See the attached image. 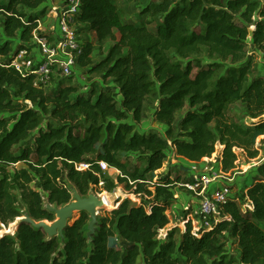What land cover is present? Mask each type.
<instances>
[{
    "label": "trees",
    "instance_id": "16d2710c",
    "mask_svg": "<svg viewBox=\"0 0 264 264\" xmlns=\"http://www.w3.org/2000/svg\"><path fill=\"white\" fill-rule=\"evenodd\" d=\"M49 8L50 0H0V234L23 216L54 222L53 209L69 205L76 195L87 199L101 183V198L131 179L137 194L153 199L148 207L118 197L104 201L101 208L111 210L109 218L97 216L89 232L93 219L82 212L63 228L60 240L21 222L14 236L0 238V264H264L263 181L239 197L250 200L253 211L243 213L229 198L223 204L229 219L212 230L195 237L188 222L178 238L174 229L160 240L159 231L170 227L167 212L177 201L179 178L160 177L152 184L146 178L163 168L172 148L201 163L218 158L219 142L226 173L236 168L235 148L251 159L258 156L255 144L264 139V120L247 126L228 112L240 103L250 119L264 116V76L251 79L254 54L248 52L252 46L264 58V0H151L141 24L124 22L116 0H81L77 24L96 34L100 48L114 42L96 64L95 45L85 43L79 66L116 86L94 85L88 96L64 79L49 92L35 85L36 76L22 75L12 65L22 50L33 49ZM152 95L155 119L168 128L170 140L137 129ZM183 110L176 132V115ZM127 153L146 161L143 173L131 172L122 161ZM101 162L121 172L117 183ZM20 163L26 168H16ZM81 164L89 168L78 170ZM254 171L264 177V164ZM230 240L237 245V259L228 250Z\"/></svg>",
    "mask_w": 264,
    "mask_h": 264
},
{
    "label": "rangeland",
    "instance_id": "374dc122",
    "mask_svg": "<svg viewBox=\"0 0 264 264\" xmlns=\"http://www.w3.org/2000/svg\"><path fill=\"white\" fill-rule=\"evenodd\" d=\"M3 1V0H2ZM55 4L60 5L62 0H52ZM116 0V4L118 6V10L120 11L121 14V18L124 22L126 23H133V24H141L143 23L145 20L148 19L147 15H143V8L151 1V0ZM160 1V0H158ZM1 18H0V29L2 27V22H1ZM42 26H43V31L40 32V34L42 33H47L50 31V26L52 23V20L49 19L48 17L43 18L42 19ZM78 30H79V36L80 38H82L83 41L87 42H92L95 46L93 47V54L91 55L92 60H93V64H96L97 62H99L100 60H102L104 58V54L109 50V48L114 44L113 41L108 40L106 42H104L102 48H100V46L96 45L97 44V36L94 32H91L88 30L86 25H78ZM153 26H150V29H153ZM201 28H197V31H200ZM254 30V27L251 26L249 28V32L250 34H252ZM43 35H48L52 37V40H56V34H43ZM116 36L117 38H119V33L116 32ZM33 47V49L31 50V55L35 56L37 55L38 49L36 47L35 44L31 43ZM102 49V51H101ZM248 52H250V54H254V61H253V74L251 75V79L252 78H256L258 76H264V58H263V54L258 51L256 48L254 47H249L248 48ZM43 60L42 57L39 56V62H41ZM203 61L206 62L205 59H203ZM227 65V64H225ZM224 68V66L221 67ZM89 68H81L78 64V66L76 67L75 70V75L69 78H60L57 83H59L60 81L67 80L66 84H69L71 86H77L79 93H84L86 96H88V92L90 91V89L96 85L98 88L101 86H103L104 88L107 89H116L115 84L113 83V81L111 79H107L105 80L103 78L102 75L98 74V73H89L88 70ZM199 69L195 70V74L198 72ZM220 71V70H219ZM55 82V80L53 81ZM59 85H56V87L52 86V85H48L46 87V89L50 92L53 90H57ZM76 95H73L72 98L74 99ZM96 98V97H95ZM146 108H147V117L139 124H137V129L142 132V133H148L150 131L153 132H158L160 133L162 136L168 138L170 140V138L168 137V133L167 130L168 128L164 125L159 124L154 116V108L157 106L156 102H155V98L154 95H152L151 97H149L147 104H146ZM186 113V110H183L181 112H179L176 115V121L174 123V130L177 132L179 131V123L182 120V118L184 117ZM228 115L233 118L235 121L241 123V124H245L247 126L252 125L253 123L258 122L259 120H264V116H262V118L260 119H250L247 115H246V111L244 109V107L238 103L233 105L232 107H230ZM129 122V121H128ZM81 134L84 135V131H81ZM33 143L31 142L29 144V146H32ZM222 145L221 143H217L216 145V151L215 153L218 154H222V151L218 150V147ZM173 149V148H172ZM170 150L169 152H174L175 150ZM255 149L258 150V156L254 159H251L247 156V153L244 152V150L242 149H238L235 148L234 151L238 156V159L236 161V168L235 170H233L232 172L229 171L227 174V176H230L229 174H231L232 180L228 181V177H224L226 180V183L231 184V187L233 189V194H235L238 197H241L243 195V191H240L241 189H243L244 187H251L255 181H263L264 182V177H262L258 172L254 171L255 168L261 166L262 164H264V139L261 140H257L256 144H255ZM174 157V156H173ZM172 157V158H173ZM122 161H124L126 163V165L128 166V168L131 170V172L134 171H138L140 173H143L145 168H146V161L143 160L138 154L136 153H127V154H123L122 155ZM176 162L173 163L171 161H165L163 168L156 171L155 173H150L147 174L146 178L148 181L152 183H156L158 182V180L160 179V177H166L169 176V178L171 180H176V178H179V182L176 183V185H174V192L176 193V196H179L180 199H177L178 197H176V203L173 207H171V209L167 212V216L170 220V227L164 229V230H160L159 231V236L158 239L160 240H166L167 237V233L174 230L176 232V237L178 238L181 234H183L186 231V222L187 219H190L191 224H192V230L194 231L193 227L195 226V223L192 221L193 218L196 219V213H194L193 211H196L199 207V202H195L193 204V208H188L187 203L180 201L183 200L182 197L184 196L186 189L184 187V184L189 182V176H188V170L187 168L183 167L182 165V161L178 159V157H175ZM255 159H259L258 161H254ZM216 161H218V158L215 161H209L210 164H208V166L210 168H214V166L216 165ZM254 161V162H253ZM202 162H207V161H202ZM215 163V164H214ZM213 164V165H211ZM85 165V164H84ZM200 167V166H199ZM16 168L20 169V168H26V166L22 163L16 165ZM201 168V167H200ZM251 168V169H250ZM106 173L108 174L109 177L113 178L114 181L117 183L118 177L121 175V172H119L118 170L115 169H105ZM247 172V174L241 175L242 173ZM240 173V174H239ZM258 179V180H257ZM247 181V182H246ZM150 185H147L150 189L153 187ZM103 183H101L100 186H98L93 192H91V194L89 195V198L93 197V196H97L98 194L100 195V203H97L94 209V212L96 213L97 216H101L104 218H109L110 215V211L108 209H102L101 204L104 201H111L113 200L115 197H118L117 199H123L121 200L122 202L129 200L130 204L132 206H140L142 204H145V206L148 207V204H150L151 200L153 199V197H148L146 195V193H141V194H137V184H135V182H133L131 179L128 181L127 184H118L117 183V187L114 191L109 192L110 195L107 196L106 199H110V200H106L101 198L103 195V189H102ZM147 187V188H148ZM213 190H215V186L212 185L211 187ZM154 190V189H153ZM248 191V189H247ZM245 191V192H247ZM246 194V193H244ZM200 198V197H199ZM201 199V198H200ZM245 202H243V200H241V204L239 205L242 212L244 210V204ZM106 206V205H105ZM113 210V209H112ZM244 213V212H243ZM82 213L80 212H73L69 218L67 223L70 225L72 224L76 219H78L80 217ZM193 217H192V216ZM188 216V218H187ZM60 217L55 216V221L59 220ZM55 222H50L49 226L52 227L54 225ZM182 223H184L185 228H182ZM7 230H9V232H13V225L11 224V227L9 226V228H3V232H5ZM89 232L91 231V227L89 225L88 227ZM57 234H54L53 231H47V235L49 238H53V237H57L59 240L61 239V234H60V229H57ZM88 232V233H89ZM14 236V235H12ZM111 245L113 244H117V242H115V240H111L110 242ZM120 246H124L123 241L121 240L119 242ZM228 250L230 252V255L232 256V258L237 259L239 256V251L237 248V245L234 244L233 240H230L228 242ZM139 264H141V262H139Z\"/></svg>",
    "mask_w": 264,
    "mask_h": 264
},
{
    "label": "built area",
    "instance_id": "2783aa9c",
    "mask_svg": "<svg viewBox=\"0 0 264 264\" xmlns=\"http://www.w3.org/2000/svg\"><path fill=\"white\" fill-rule=\"evenodd\" d=\"M80 10L81 0H62L60 5L55 3L50 5L49 11L45 16L52 20L53 24L50 26V31L40 35V32L43 31L41 19L38 31L35 32V37L32 41L39 53L33 56L31 52L22 50L13 60L12 65L22 75L32 74L36 76V86H44L46 88L48 85H52L56 87V85H59L57 81L60 78H69L75 75L79 58L84 54L86 43L80 38L77 27L79 24L76 21V14ZM43 34H56L57 38L52 40L51 36ZM39 56L43 58L41 62H39ZM54 80L55 82H53ZM169 151L167 152L166 161L175 163L177 154L175 151L172 153ZM221 158L222 154H219L218 161L215 162L220 166V170L217 174H212L211 176L208 175L211 171L209 166L202 169L199 164H193L191 171L194 172V176L189 179V182L184 184L187 191L201 198L198 209L193 211L197 216L196 219L193 218L192 220L195 223L194 231L192 230V234L195 237H200L205 231L212 230L223 220L229 219V216L223 210V204L229 198H234L238 205L241 204L240 198L233 194V189L229 183L219 187L214 193L208 191L210 184L217 183V180L221 177L224 178L226 176L229 178L228 181L232 180L231 174L227 176L228 174L223 171ZM206 163L210 164L208 161ZM100 166L104 171L108 168L104 162H101ZM88 168L89 166L84 164L77 166V169L81 171H85ZM245 191L244 193H246ZM243 204L244 213L253 211L254 206L250 200ZM188 208L193 207L188 205ZM188 222H191L190 219H187L186 224Z\"/></svg>",
    "mask_w": 264,
    "mask_h": 264
},
{
    "label": "water",
    "instance_id": "95a60500",
    "mask_svg": "<svg viewBox=\"0 0 264 264\" xmlns=\"http://www.w3.org/2000/svg\"><path fill=\"white\" fill-rule=\"evenodd\" d=\"M101 200L99 198V195L97 196H93L91 198H87V199H82L79 196L76 195V200H74L73 202H71L69 205L60 208V209H53V212L55 213V216H59L60 219L54 221V225L52 227L49 226L50 222L49 221H41V222H35L32 219L23 216L21 218L16 219V221L14 223H16L15 226V231L13 233L9 232V230L6 229L5 232H1L0 234V238H2L4 235H15L16 231L18 230V227L20 225L21 222H30L32 223L36 228H40L43 227L47 233V231H53L54 234H57V229H60V234L63 230L64 227H66L68 225L67 221L69 216L73 213V212H88L92 219L93 222L90 224L91 227V231L93 229V224L96 221V213L94 212L95 206L97 203H100ZM12 223V224H14ZM11 227V224H10ZM5 228V227H3Z\"/></svg>",
    "mask_w": 264,
    "mask_h": 264
},
{
    "label": "crops",
    "instance_id": "0c3cea01",
    "mask_svg": "<svg viewBox=\"0 0 264 264\" xmlns=\"http://www.w3.org/2000/svg\"><path fill=\"white\" fill-rule=\"evenodd\" d=\"M120 1V0H119ZM118 1V2H119ZM54 2L52 1V0H50V5H52ZM43 18H46V17H43ZM151 26H153L154 28L153 29H155V26L154 25H151ZM149 28H150V26H149ZM92 57V56H91ZM178 159L179 160H181L182 161V165H183V167H185V168H187V170L189 171L188 172V176H189V179H191V178H193V176H194V172H192L191 171V167L193 166V164H199L200 165V167L202 168V169H204V168H206L207 166H208V164L206 163V162H201V163H192V162H190V161H187L186 159H184V158H181V157H179L178 156ZM209 162V161H208ZM211 165H213V164H211ZM210 168V167H209ZM251 169V168H250ZM220 170V166L218 165V163L214 166V168H211V171L208 173V175L209 176H211L212 174H217L218 173V171ZM247 174V172H245V173H242V174H240V176L241 175H246ZM258 180V179H257ZM247 182V181H246ZM257 181H255L254 182V184L256 183ZM227 183H226V180H225V178H223V177H221V178H219V180H217V183H211L210 184V186H209V192L211 193H214L219 187H222V186H225ZM253 184V185H254ZM212 185H214L215 186V190H213L211 187H212ZM252 185V186H253ZM251 186V187H252ZM250 187H244L243 189H241L240 191H243V190H247V189H249ZM176 197H178L177 199H180L179 198V196H176ZM182 199L183 200H180V201H182V203L183 202H186L187 203V206L188 205H191V206H193V204L195 203V202H199V204H200V201H201V199L200 198H198V196H196L195 194H193L192 192H189V191H187L186 190V192H185V194H184V196L182 197ZM177 204V203H176ZM184 204V203H183Z\"/></svg>",
    "mask_w": 264,
    "mask_h": 264
},
{
    "label": "bare ground",
    "instance_id": "6f19581e",
    "mask_svg": "<svg viewBox=\"0 0 264 264\" xmlns=\"http://www.w3.org/2000/svg\"><path fill=\"white\" fill-rule=\"evenodd\" d=\"M99 195V194H98ZM107 196H109L108 194H106L104 197H103V199H106L107 198ZM99 197H100V195H99ZM13 225V232L15 231V226H16V223H14V224H12ZM13 232H11V233H13Z\"/></svg>",
    "mask_w": 264,
    "mask_h": 264
}]
</instances>
